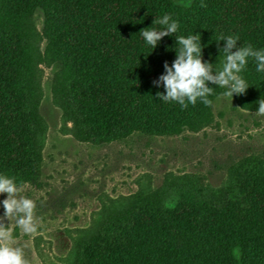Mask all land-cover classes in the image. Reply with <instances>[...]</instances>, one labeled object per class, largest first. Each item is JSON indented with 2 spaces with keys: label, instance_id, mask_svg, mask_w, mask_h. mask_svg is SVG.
Returning a JSON list of instances; mask_svg holds the SVG:
<instances>
[{
  "label": "trees",
  "instance_id": "obj_1",
  "mask_svg": "<svg viewBox=\"0 0 264 264\" xmlns=\"http://www.w3.org/2000/svg\"><path fill=\"white\" fill-rule=\"evenodd\" d=\"M37 9L63 69V117L96 145L135 133L175 136L207 123L223 91L215 85L209 106L157 99L164 89L152 82L175 60L176 35L199 34L202 61L213 66L224 49L221 35L239 37L233 52L245 44L264 48V0H0V172L23 185L34 184L39 172L16 32ZM165 13L178 20V32L152 51L139 32ZM242 75L249 88L239 99H264V74L254 61ZM156 205L105 215L79 244L76 264H264V163L249 164L235 193L220 202Z\"/></svg>",
  "mask_w": 264,
  "mask_h": 264
},
{
  "label": "rangeland",
  "instance_id": "obj_2",
  "mask_svg": "<svg viewBox=\"0 0 264 264\" xmlns=\"http://www.w3.org/2000/svg\"><path fill=\"white\" fill-rule=\"evenodd\" d=\"M43 27L37 9L16 32L24 48L25 107L39 172L23 194L35 202L37 231L24 234L12 217L2 221L12 228L9 243L23 249L27 264H76L79 244L94 236L105 215L149 204L220 202L235 193L249 164L264 163V116L256 115L251 98L236 95L231 100L218 94L211 117L195 132L135 133L106 145L84 141L63 117V69Z\"/></svg>",
  "mask_w": 264,
  "mask_h": 264
},
{
  "label": "clouds",
  "instance_id": "obj_3",
  "mask_svg": "<svg viewBox=\"0 0 264 264\" xmlns=\"http://www.w3.org/2000/svg\"><path fill=\"white\" fill-rule=\"evenodd\" d=\"M140 21V20H137ZM179 22L169 13L157 16L152 25L139 32L144 44L152 49L165 36L178 32ZM175 60L171 66L164 64V74L153 81V86L164 89L163 94L157 92V99L163 102H174L181 108L195 106L199 101L209 106L212 101L214 88L223 89L219 96L230 98L233 95L241 96L249 88L242 73L246 71L248 61L255 63V71L264 74V48H255L245 44L232 51L238 44L239 37L235 35H221L218 40L224 41V49L218 56V63L213 66L202 61V48L199 34L176 35ZM257 116H264V99L256 101ZM25 185L18 183L14 177L0 172V194L6 198L0 200L4 209L0 217V264H27L21 247L12 246V228L5 227L3 220L9 217L15 219V226L24 234H33L37 231L34 222L35 202L25 196Z\"/></svg>",
  "mask_w": 264,
  "mask_h": 264
}]
</instances>
